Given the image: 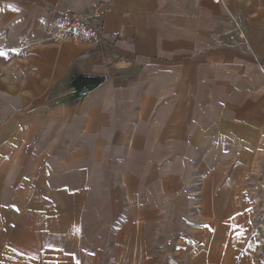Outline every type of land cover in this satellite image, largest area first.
I'll return each instance as SVG.
<instances>
[{
	"label": "crops",
	"instance_id": "0c3cea01",
	"mask_svg": "<svg viewBox=\"0 0 264 264\" xmlns=\"http://www.w3.org/2000/svg\"><path fill=\"white\" fill-rule=\"evenodd\" d=\"M0 0V264H226L264 190V0ZM235 199L238 200L236 204Z\"/></svg>",
	"mask_w": 264,
	"mask_h": 264
},
{
	"label": "built area",
	"instance_id": "2783aa9c",
	"mask_svg": "<svg viewBox=\"0 0 264 264\" xmlns=\"http://www.w3.org/2000/svg\"><path fill=\"white\" fill-rule=\"evenodd\" d=\"M111 2L101 0L89 14H59L55 20L53 40L85 43L93 48H101L105 45L101 37L104 7H108Z\"/></svg>",
	"mask_w": 264,
	"mask_h": 264
},
{
	"label": "rangeland",
	"instance_id": "374dc122",
	"mask_svg": "<svg viewBox=\"0 0 264 264\" xmlns=\"http://www.w3.org/2000/svg\"><path fill=\"white\" fill-rule=\"evenodd\" d=\"M236 204L238 200L235 199ZM246 204V239H241L226 264H264V190L256 195L243 197Z\"/></svg>",
	"mask_w": 264,
	"mask_h": 264
}]
</instances>
